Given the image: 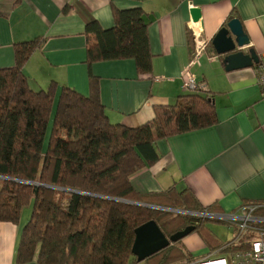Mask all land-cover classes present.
<instances>
[{
	"label": "crops",
	"instance_id": "crops-1",
	"mask_svg": "<svg viewBox=\"0 0 264 264\" xmlns=\"http://www.w3.org/2000/svg\"><path fill=\"white\" fill-rule=\"evenodd\" d=\"M194 7L202 11L198 23L192 20ZM134 8H142L149 23L152 73L142 75L131 58L89 65L92 40L87 25L97 21L104 29L112 28L116 10ZM233 18L241 20L250 38L244 50L254 49L261 61L228 71L212 41ZM38 37L43 45L24 66L32 89H47L56 82V97L63 86L89 95L93 76L109 120L130 127L153 120L158 109L189 92L181 73L191 64L215 105L217 122L157 141L160 159L132 178L134 189L142 194L189 193L203 212L213 214L241 215L247 204L264 208V86L259 82L264 68V0H0V68L15 64L16 44ZM199 39L206 49L192 64ZM24 209L17 221H0V264H39L22 263L18 257L32 216ZM207 230L205 239L214 246L212 231ZM195 232L184 239L185 245L208 246Z\"/></svg>",
	"mask_w": 264,
	"mask_h": 264
},
{
	"label": "trees",
	"instance_id": "trees-1",
	"mask_svg": "<svg viewBox=\"0 0 264 264\" xmlns=\"http://www.w3.org/2000/svg\"><path fill=\"white\" fill-rule=\"evenodd\" d=\"M148 29L142 8L116 10V23L109 29L90 22L86 28L92 40L88 64L131 58L142 75L152 73ZM42 45L40 37L16 44L15 64L0 68V221H17L21 211L32 205L19 260L137 264L132 251L135 229L145 222L156 220L167 236L189 225H196L199 231L200 220L210 218L117 199L203 212L189 193L168 190L142 194L134 189L132 178L160 159L157 141L217 122L209 94L203 89H187L189 92L180 95L175 104L158 109L155 118L145 124L130 127L112 123L93 76L89 95L63 86L56 97V82L47 89L31 88L24 66ZM263 210L256 213L261 215ZM176 244L146 260L154 264L196 261ZM247 247L244 243L224 251Z\"/></svg>",
	"mask_w": 264,
	"mask_h": 264
},
{
	"label": "water",
	"instance_id": "water-1",
	"mask_svg": "<svg viewBox=\"0 0 264 264\" xmlns=\"http://www.w3.org/2000/svg\"><path fill=\"white\" fill-rule=\"evenodd\" d=\"M191 14L194 23L202 20L200 8H192ZM212 43L217 53L223 56L225 67L228 71L252 67L261 61L254 49L250 48L247 52L244 50L250 44V38L239 18L231 19L226 26L222 27L214 36ZM117 200L176 213H190L196 216L203 214V212H189L142 202ZM209 215L211 216L212 214ZM195 230L196 225H189L185 229L167 236L156 220H149L135 229L133 254L137 257L138 262H142L170 244L184 239Z\"/></svg>",
	"mask_w": 264,
	"mask_h": 264
},
{
	"label": "built area",
	"instance_id": "built-area-1",
	"mask_svg": "<svg viewBox=\"0 0 264 264\" xmlns=\"http://www.w3.org/2000/svg\"><path fill=\"white\" fill-rule=\"evenodd\" d=\"M196 48L193 52V63H198L200 57L204 54L206 49V42L204 40H197ZM182 77L184 80V86L186 89L195 90L203 89L205 91L206 86L203 82H199L196 75L191 70V64L187 65L182 70ZM259 82L264 86V68L260 69ZM160 80V78H157ZM262 204H247L243 206L241 215L238 214H213L209 212H203L202 217H209L217 219L219 221L230 223L238 229L239 238L237 242H230L219 250L211 253L208 258L201 259L200 261H192L181 264H264V216L256 213V210L262 208ZM209 214H212L211 216ZM248 234L247 241L239 242V239ZM255 237L252 238V236ZM248 243L246 249H239L234 251H224L226 248L243 245ZM223 253L224 256L219 255Z\"/></svg>",
	"mask_w": 264,
	"mask_h": 264
},
{
	"label": "rangeland",
	"instance_id": "rangeland-1",
	"mask_svg": "<svg viewBox=\"0 0 264 264\" xmlns=\"http://www.w3.org/2000/svg\"><path fill=\"white\" fill-rule=\"evenodd\" d=\"M55 109L57 107V102L55 104ZM53 110L52 112V115H51V118H50V121H49V126H48V130H47V133H46V141H45V147L47 149L48 147V144H49V139H50V135H51V131H52V127H53V123H54V116H55V112L56 110ZM144 203V202H142ZM26 211H29L30 212V216H31V212H32V208L30 207H27V209H24ZM186 214V213H184ZM31 219V218H29ZM29 221V220H28ZM201 223H202V228L199 230L200 234L202 235V239L205 240L206 242V245L208 246H190L188 247L187 245H185L184 243V239L176 242V246H178L179 248L183 249L185 252H187L188 254H190L192 257L195 258V262L197 261H200L201 259H205V258H208L210 257L208 254L210 253L211 249L213 248L212 251H215V248L214 247H217L218 245H226L230 242H237L236 240H238L239 238V231L238 229H236L233 225H230V223H225V222H222V221H214V220H211V219H208V220H200ZM211 230V234H213V237L216 241V244H213L214 246L211 245V243L209 244L206 239H205V236L203 234V230H206L208 231L207 229ZM197 231V230H195ZM194 231V232H195ZM209 232V231H208ZM196 233V232H195ZM210 233V232H209ZM193 234V232L191 233ZM190 234V235H191ZM188 235V236H190ZM187 236V237H188ZM255 237V234L254 236H252V238ZM248 238V234H245L244 236H242L240 239H239V242H243V241H247ZM224 256L223 253H219V255L217 256ZM137 264H154L153 262L149 261V260H144L142 262H138ZM170 264H173L170 263Z\"/></svg>",
	"mask_w": 264,
	"mask_h": 264
}]
</instances>
